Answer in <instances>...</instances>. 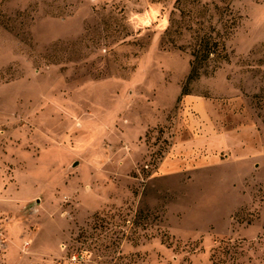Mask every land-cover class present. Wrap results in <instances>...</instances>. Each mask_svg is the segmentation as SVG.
Wrapping results in <instances>:
<instances>
[{
	"label": "rangeland",
	"instance_id": "obj_1",
	"mask_svg": "<svg viewBox=\"0 0 264 264\" xmlns=\"http://www.w3.org/2000/svg\"><path fill=\"white\" fill-rule=\"evenodd\" d=\"M0 264H264V0H0Z\"/></svg>",
	"mask_w": 264,
	"mask_h": 264
},
{
	"label": "trees",
	"instance_id": "obj_2",
	"mask_svg": "<svg viewBox=\"0 0 264 264\" xmlns=\"http://www.w3.org/2000/svg\"><path fill=\"white\" fill-rule=\"evenodd\" d=\"M202 52H204V51L199 52V54L195 56V60L193 62V66L191 68V74L188 77L185 86L189 85L191 83V81H193V80H195V79L198 78V76H199L198 70H199V68H201V65L207 59L206 56L205 57H202ZM187 95H189V92H188L187 89L184 88L183 91L181 92V96H187Z\"/></svg>",
	"mask_w": 264,
	"mask_h": 264
}]
</instances>
